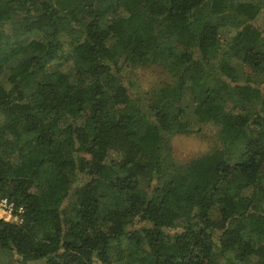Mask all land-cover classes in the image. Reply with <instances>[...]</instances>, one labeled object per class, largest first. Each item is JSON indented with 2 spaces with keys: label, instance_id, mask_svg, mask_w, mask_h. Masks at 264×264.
I'll return each mask as SVG.
<instances>
[{
  "label": "trees",
  "instance_id": "16d2710c",
  "mask_svg": "<svg viewBox=\"0 0 264 264\" xmlns=\"http://www.w3.org/2000/svg\"><path fill=\"white\" fill-rule=\"evenodd\" d=\"M264 0H0V264H264ZM169 76L146 96L129 72ZM257 106L256 109L252 108ZM217 129L179 163L172 136Z\"/></svg>",
  "mask_w": 264,
  "mask_h": 264
},
{
  "label": "rangeland",
  "instance_id": "374dc122",
  "mask_svg": "<svg viewBox=\"0 0 264 264\" xmlns=\"http://www.w3.org/2000/svg\"><path fill=\"white\" fill-rule=\"evenodd\" d=\"M260 25L264 27V14L258 18ZM129 79L133 82L136 90L143 92L146 96L152 92L157 85L169 79L165 73L158 66L139 67L129 72ZM252 108L256 109L257 106ZM172 157L179 163H184L192 158L212 151L215 148H220L221 143L217 137V129L212 125H202L200 132L193 133H179L172 136ZM16 210V209H15ZM13 210L12 215L15 216L17 212ZM9 221L20 222L14 220L10 214H5ZM14 257L10 254L0 253V263L11 262Z\"/></svg>",
  "mask_w": 264,
  "mask_h": 264
},
{
  "label": "built area",
  "instance_id": "2783aa9c",
  "mask_svg": "<svg viewBox=\"0 0 264 264\" xmlns=\"http://www.w3.org/2000/svg\"><path fill=\"white\" fill-rule=\"evenodd\" d=\"M13 210L17 212L15 216L12 215ZM22 211H23L22 207L16 208L13 202H10L7 198L2 197V195L0 194V217L1 218L9 221L10 218H7L5 214H10V216L13 217L14 220L21 221L22 218L20 216V213Z\"/></svg>",
  "mask_w": 264,
  "mask_h": 264
}]
</instances>
